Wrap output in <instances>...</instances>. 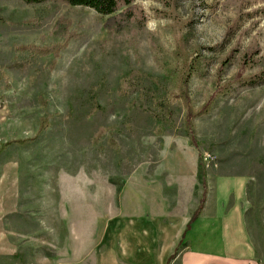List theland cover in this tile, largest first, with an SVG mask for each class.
Listing matches in <instances>:
<instances>
[{"label":"rangeland","instance_id":"rangeland-1","mask_svg":"<svg viewBox=\"0 0 264 264\" xmlns=\"http://www.w3.org/2000/svg\"><path fill=\"white\" fill-rule=\"evenodd\" d=\"M129 7L127 20L115 17L123 4L106 16L0 0V264H167L173 226L203 195L201 157L207 177L242 182L243 228L264 264V0ZM186 60L190 105L207 106L198 147L170 93Z\"/></svg>","mask_w":264,"mask_h":264},{"label":"crops","instance_id":"crops-1","mask_svg":"<svg viewBox=\"0 0 264 264\" xmlns=\"http://www.w3.org/2000/svg\"><path fill=\"white\" fill-rule=\"evenodd\" d=\"M207 180L209 192L204 212L190 230L193 240L186 243L171 264H259L255 245L243 228L242 182L220 175L211 179L210 174ZM232 194L234 197L230 198ZM188 221L187 216L181 218L170 235L181 238Z\"/></svg>","mask_w":264,"mask_h":264},{"label":"trees","instance_id":"trees-1","mask_svg":"<svg viewBox=\"0 0 264 264\" xmlns=\"http://www.w3.org/2000/svg\"><path fill=\"white\" fill-rule=\"evenodd\" d=\"M25 3L28 4H32V3H42L45 2L47 0H23ZM66 2H68L71 5H78V6H85V7H90L95 9L98 13L102 14V15H106V16H112L115 15L118 11H119V7L121 4L125 5L127 8L122 11L119 12L118 15H116L115 17L118 16H123L125 17V19L129 20L131 18H133V9L131 7H129L130 5H132L135 0H64ZM22 49V46L20 47ZM25 50H30L32 51L34 54H47V53H51V49L47 48V49H42L38 46L35 45H27L26 47H24ZM56 54V53H55ZM245 54H249L246 53ZM245 55V56H246ZM251 59L246 56L245 58V62L243 61V63H249ZM231 61L229 58L225 59L223 64L226 66L227 64H229ZM194 69V66H190V64L188 63V61L186 60V63L183 66V71L184 73H182V85L181 87L179 86L177 90L170 92L176 99H180L182 101V103L184 105H186L187 107V112L185 115V119H184V123H185V128H186V132L187 135L189 136L192 144H194L195 146H199V140L197 137V132H196V128L194 125V118L197 117L196 115L202 113L203 111L207 110V106L202 107V110L196 111L191 105V98L189 96V92L187 89V85L189 83V78L190 75L192 74V71ZM144 77L153 79V81L155 82V84H158V78L151 76L149 74H144ZM253 81V80H251ZM256 81V80H254ZM137 82V77H135V75L133 76H129L127 79H125V81L123 82V84H125V86L127 88H125L122 91V94L127 93L131 88H133L135 86ZM170 93H166L167 95ZM166 97L162 98L161 100H157L156 103V107H158V109H160V113H155V116L157 119L159 120H164L167 119V104L165 102ZM94 101L96 102L94 104V108L98 109L100 108V104L99 101L97 100V98L94 99ZM167 101V100H166ZM170 101V100H169ZM167 101V102H169ZM166 104V105H165ZM205 164L203 163V158H200L199 164H198V177L201 181L202 184V188L204 189L203 191V195L201 197L200 203L198 205V207L196 208V210L193 212L186 229L184 230V232L182 233V236L178 242V244L176 245V247L174 248V251L172 252V254L168 257V264L171 263L173 261L174 258H176V256L180 253L181 249L186 245V238L188 236L189 231L192 229L193 224L200 218V216L203 214L204 212V208L206 205V201L208 198V192H209V187H208V180H207V172L205 169Z\"/></svg>","mask_w":264,"mask_h":264},{"label":"clouds","instance_id":"clouds-1","mask_svg":"<svg viewBox=\"0 0 264 264\" xmlns=\"http://www.w3.org/2000/svg\"><path fill=\"white\" fill-rule=\"evenodd\" d=\"M154 26H155V22L154 21L149 22V25H148L149 28H154Z\"/></svg>","mask_w":264,"mask_h":264}]
</instances>
